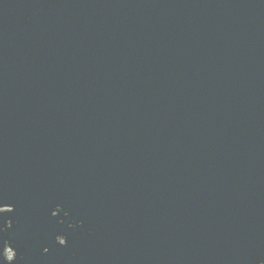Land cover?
Listing matches in <instances>:
<instances>
[{
  "label": "water",
  "instance_id": "obj_1",
  "mask_svg": "<svg viewBox=\"0 0 264 264\" xmlns=\"http://www.w3.org/2000/svg\"><path fill=\"white\" fill-rule=\"evenodd\" d=\"M0 264H264V0H0Z\"/></svg>",
  "mask_w": 264,
  "mask_h": 264
},
{
  "label": "rangeland",
  "instance_id": "obj_2",
  "mask_svg": "<svg viewBox=\"0 0 264 264\" xmlns=\"http://www.w3.org/2000/svg\"><path fill=\"white\" fill-rule=\"evenodd\" d=\"M12 253H13V251L11 249L7 248L5 251V257L12 258Z\"/></svg>",
  "mask_w": 264,
  "mask_h": 264
}]
</instances>
